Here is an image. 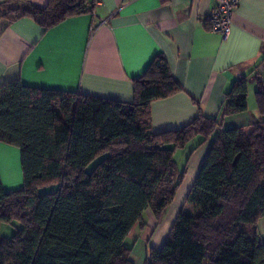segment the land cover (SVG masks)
<instances>
[{"label":"trees","instance_id":"trees-1","mask_svg":"<svg viewBox=\"0 0 264 264\" xmlns=\"http://www.w3.org/2000/svg\"><path fill=\"white\" fill-rule=\"evenodd\" d=\"M96 0H0V18H30L48 29L90 11ZM133 100L33 87L0 85V142L19 148L22 186L0 178V225L17 222L0 240V264H134L125 237L150 209L159 222L183 171L177 148L213 136L184 203L158 250L145 264H264L256 228L264 218V119L246 134L219 129L199 114L189 124L154 133L150 104L181 87L156 54L132 79ZM255 99L264 114V84ZM222 115L247 109V80L225 96ZM103 157L90 173L85 168ZM57 185L56 190L40 192Z\"/></svg>","mask_w":264,"mask_h":264},{"label":"crops","instance_id":"crops-1","mask_svg":"<svg viewBox=\"0 0 264 264\" xmlns=\"http://www.w3.org/2000/svg\"><path fill=\"white\" fill-rule=\"evenodd\" d=\"M45 6L48 0H30ZM218 0H96L92 9L48 29L30 18H0V85L19 80L33 87L79 92L125 102L133 100L132 79L162 54L181 91L150 104L154 133L189 124L199 114L220 120L222 130L248 134L264 114L256 99V76L264 84V0H239L227 37L209 30L206 15ZM247 80V109L222 115L226 93ZM213 136L177 148L183 177L158 223L150 209L125 237L134 264L158 250L181 209ZM5 157L0 178L7 190L22 186L20 151L0 142ZM177 156L178 158H175ZM181 161V162H180ZM5 168L10 180L5 184ZM23 181V180H22ZM264 241V218L256 223Z\"/></svg>","mask_w":264,"mask_h":264},{"label":"built area","instance_id":"built-area-1","mask_svg":"<svg viewBox=\"0 0 264 264\" xmlns=\"http://www.w3.org/2000/svg\"><path fill=\"white\" fill-rule=\"evenodd\" d=\"M239 0H218L205 17L209 30L227 37L231 27V16Z\"/></svg>","mask_w":264,"mask_h":264},{"label":"rangeland","instance_id":"rangeland-1","mask_svg":"<svg viewBox=\"0 0 264 264\" xmlns=\"http://www.w3.org/2000/svg\"><path fill=\"white\" fill-rule=\"evenodd\" d=\"M103 157H99L97 159H95L91 164H89L86 168H85V171L87 173H90L93 168L95 167V165L102 159ZM175 158H178L177 156H175ZM4 161H5V157L2 156V154L0 153V165L3 166L4 165ZM181 162V161H180ZM2 176H3V180L5 182V184H7V182L10 180V176H8V172L6 171L5 168H2ZM18 180H20L22 182L23 180V175H22V170H21V166H20V173H19V178ZM7 186V185H5ZM4 186V187H5ZM57 188V185H48V186H45V187H42L40 189V192H51V191H54L56 190ZM20 227V225L17 223V222H12V223H2L0 225V240L3 238V237H11L16 229ZM126 244H128V242H126Z\"/></svg>","mask_w":264,"mask_h":264}]
</instances>
